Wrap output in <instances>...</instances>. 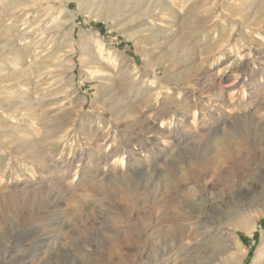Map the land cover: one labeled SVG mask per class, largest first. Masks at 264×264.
I'll return each instance as SVG.
<instances>
[{
  "label": "rangeland",
  "instance_id": "obj_1",
  "mask_svg": "<svg viewBox=\"0 0 264 264\" xmlns=\"http://www.w3.org/2000/svg\"><path fill=\"white\" fill-rule=\"evenodd\" d=\"M0 264H264V0H0Z\"/></svg>",
  "mask_w": 264,
  "mask_h": 264
},
{
  "label": "bare ground",
  "instance_id": "obj_2",
  "mask_svg": "<svg viewBox=\"0 0 264 264\" xmlns=\"http://www.w3.org/2000/svg\"><path fill=\"white\" fill-rule=\"evenodd\" d=\"M244 81H245V80H244ZM242 82H243V81H242ZM242 96H243V98H245V91H242ZM218 122H220V121H218ZM218 122H217V124H219ZM217 126H218V125H217ZM163 128H164V125L161 123V125L158 127V129L161 130V129H163ZM168 139H169V138H168ZM147 140H148V138H147ZM144 141H145V140H144ZM144 141L141 142L140 144H142L143 147H147V146H146L147 144L145 145V142H144ZM146 142H148V141H146ZM154 142H155V141L152 140V145H153V146L156 145ZM164 143H165V142H164ZM169 145H170V144H169ZM162 146H163V148H162L160 151H163V150L166 151L167 144L165 143V144H163ZM168 147H169V146H168ZM168 147H167V148H168ZM157 151H158V150H157ZM157 151H156V152H157ZM243 153H244V152H243ZM249 153H250V152H247V153L244 154V156L241 158V159H242V162L248 160V157H249L248 154H249ZM157 154H158V153H157ZM136 156H137L136 153H131V152L129 153V157H136ZM152 156H153V155H152ZM241 156H242V155H241ZM150 158H151V157H150ZM143 159H144V158H143ZM147 159H148V160H147ZM153 160H154V159H153ZM116 161H117V160H115V161L111 164V169L109 170V171H111V174H113V173H114V174H119V171H120V169H121V168L119 167V165L117 166L118 168L116 167L117 162H118V161H117V162H116ZM145 161L148 163L149 161L151 162L152 159H149V158L146 157V158H145ZM234 161H235V160H234ZM237 161H238V160H237ZM139 163L142 164V162H139ZM129 170H130V169H129ZM135 170H136V169H135ZM120 176H121V175H120ZM120 176H119V177H120Z\"/></svg>",
  "mask_w": 264,
  "mask_h": 264
}]
</instances>
